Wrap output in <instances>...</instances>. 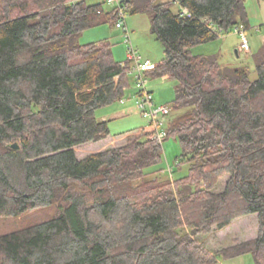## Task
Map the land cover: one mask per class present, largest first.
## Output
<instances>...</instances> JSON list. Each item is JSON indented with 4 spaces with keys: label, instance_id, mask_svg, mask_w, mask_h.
I'll return each mask as SVG.
<instances>
[{
    "label": "trees",
    "instance_id": "1",
    "mask_svg": "<svg viewBox=\"0 0 264 264\" xmlns=\"http://www.w3.org/2000/svg\"><path fill=\"white\" fill-rule=\"evenodd\" d=\"M244 1L179 0L176 11L168 0L122 1L130 14L147 15L163 45L145 75L176 82L171 107L179 113L166 137L179 141L177 160L188 164L173 180L135 183L161 171H147L163 157V140L149 129L81 158L74 150L109 135L95 109L128 85L130 63L114 60L107 40H77L85 28L115 23L116 9L0 0V216H27L0 235V264H215L245 253L264 264V42L253 55L254 79L192 51L245 28ZM247 214L257 217L253 238L214 253L201 242Z\"/></svg>",
    "mask_w": 264,
    "mask_h": 264
},
{
    "label": "rangeland",
    "instance_id": "2",
    "mask_svg": "<svg viewBox=\"0 0 264 264\" xmlns=\"http://www.w3.org/2000/svg\"><path fill=\"white\" fill-rule=\"evenodd\" d=\"M86 1L88 3L103 2V0ZM168 1L173 2L172 9L174 11L178 10L180 7L179 0ZM244 4L248 18V25L244 29L249 44L248 51H243L239 48V34L235 32V26H232L229 31L220 32L219 36L214 40L193 46L192 51L197 54L214 55L223 66L247 69L249 77L254 79L256 78V72L253 55L264 42V0H245ZM109 7L108 4L103 2L105 11ZM125 21L134 49L143 58H148L157 64L164 55L163 45L150 32L147 15L142 13L130 14L126 11ZM77 40L81 44L107 40L112 45L111 50L114 60L121 61L122 63L128 60V44L124 40L122 30L117 28L114 22H103L85 28ZM144 77L147 80L145 84L146 89L151 92L153 97V105L155 107L159 105L171 107L176 89L175 80L167 76L154 77L150 74H146ZM127 78L128 85L125 87L124 94L120 99L95 109V115L98 119L105 118L108 120L109 135L96 142H86L75 146L74 150L78 158L109 146L113 147L124 144L129 132L137 131L135 133L138 134L142 132V129H150L148 120L143 117L137 107V102L140 99L137 96L139 87L137 86L136 75L130 72V69L127 71ZM178 113L179 111H175L171 107L170 113L162 117L163 122L166 124V121ZM131 134L133 135V133ZM161 146L163 153L161 162L147 169L150 172L154 169H161V171L157 174H147L135 180V183L156 176L159 179L169 178L173 180L186 174L188 164L177 160V157L181 154L179 141L170 135L163 139ZM178 164L180 165L178 166ZM169 169L172 172H169ZM227 177L224 176L219 180L216 186L217 191L224 189ZM26 218L27 216H0V235L18 229ZM257 230L258 222L256 214H247L234 218L222 229L213 228L210 233L201 234L200 240L211 253H214L216 250L233 244L236 241L253 238ZM215 264L256 263L250 253H245L227 258L218 256Z\"/></svg>",
    "mask_w": 264,
    "mask_h": 264
},
{
    "label": "built area",
    "instance_id": "3",
    "mask_svg": "<svg viewBox=\"0 0 264 264\" xmlns=\"http://www.w3.org/2000/svg\"><path fill=\"white\" fill-rule=\"evenodd\" d=\"M122 1L123 0H103L104 3L116 9L115 26L122 30L124 40L128 44L127 59L131 66L130 72L135 73L137 86L139 87L137 96L140 99L137 102V107L143 117L148 120L149 130L153 133V137L158 141H162L167 135L166 124L163 122L162 117L170 113L171 107L167 105H159L155 107L153 105V97L151 92L146 89L145 84L147 80L144 75L146 71L154 67L155 63L148 58H143L136 51V49H134L125 21V14L127 10ZM186 11L187 10L185 8L182 9L183 13H186ZM244 29L243 25H236L234 30L239 34V48L243 51H248L249 44L246 34L244 33ZM169 172H172L171 169H169Z\"/></svg>",
    "mask_w": 264,
    "mask_h": 264
},
{
    "label": "water",
    "instance_id": "4",
    "mask_svg": "<svg viewBox=\"0 0 264 264\" xmlns=\"http://www.w3.org/2000/svg\"><path fill=\"white\" fill-rule=\"evenodd\" d=\"M12 146H13V147H16V146H17V144H16V143H14Z\"/></svg>",
    "mask_w": 264,
    "mask_h": 264
},
{
    "label": "crops",
    "instance_id": "5",
    "mask_svg": "<svg viewBox=\"0 0 264 264\" xmlns=\"http://www.w3.org/2000/svg\"><path fill=\"white\" fill-rule=\"evenodd\" d=\"M101 120H106L105 118H102Z\"/></svg>",
    "mask_w": 264,
    "mask_h": 264
}]
</instances>
